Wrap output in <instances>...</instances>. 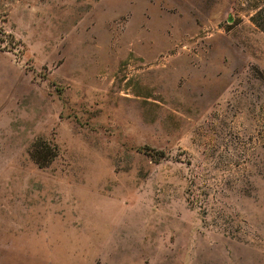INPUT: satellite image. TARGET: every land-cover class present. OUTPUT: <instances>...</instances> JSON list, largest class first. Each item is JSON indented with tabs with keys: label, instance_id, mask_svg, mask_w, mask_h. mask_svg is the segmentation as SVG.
Masks as SVG:
<instances>
[{
	"label": "rangeland",
	"instance_id": "obj_1",
	"mask_svg": "<svg viewBox=\"0 0 264 264\" xmlns=\"http://www.w3.org/2000/svg\"><path fill=\"white\" fill-rule=\"evenodd\" d=\"M263 7L0 0V264H264Z\"/></svg>",
	"mask_w": 264,
	"mask_h": 264
},
{
	"label": "trees",
	"instance_id": "obj_2",
	"mask_svg": "<svg viewBox=\"0 0 264 264\" xmlns=\"http://www.w3.org/2000/svg\"><path fill=\"white\" fill-rule=\"evenodd\" d=\"M253 23L264 33V7L256 13ZM31 157L40 168H44L46 166L47 162L39 157V152L36 151V149L31 153Z\"/></svg>",
	"mask_w": 264,
	"mask_h": 264
}]
</instances>
